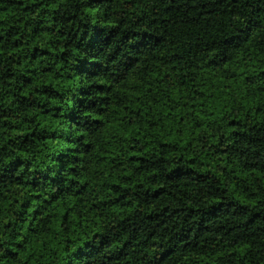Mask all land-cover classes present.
Here are the masks:
<instances>
[{
	"label": "trees",
	"instance_id": "16d2710c",
	"mask_svg": "<svg viewBox=\"0 0 264 264\" xmlns=\"http://www.w3.org/2000/svg\"><path fill=\"white\" fill-rule=\"evenodd\" d=\"M0 264H264V0H0Z\"/></svg>",
	"mask_w": 264,
	"mask_h": 264
}]
</instances>
